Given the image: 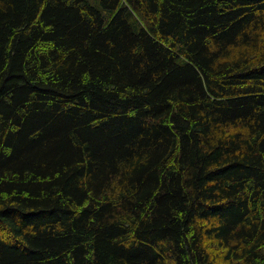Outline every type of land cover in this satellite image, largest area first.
Wrapping results in <instances>:
<instances>
[{
  "label": "trees",
  "instance_id": "trees-1",
  "mask_svg": "<svg viewBox=\"0 0 264 264\" xmlns=\"http://www.w3.org/2000/svg\"><path fill=\"white\" fill-rule=\"evenodd\" d=\"M0 264H264V0H0Z\"/></svg>",
  "mask_w": 264,
  "mask_h": 264
},
{
  "label": "rangeland",
  "instance_id": "rangeland-1",
  "mask_svg": "<svg viewBox=\"0 0 264 264\" xmlns=\"http://www.w3.org/2000/svg\"><path fill=\"white\" fill-rule=\"evenodd\" d=\"M93 4L99 5L100 0H91Z\"/></svg>",
  "mask_w": 264,
  "mask_h": 264
}]
</instances>
